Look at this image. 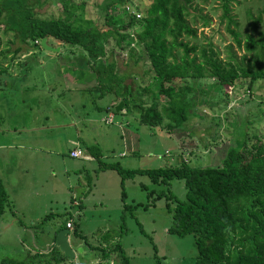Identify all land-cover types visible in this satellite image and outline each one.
<instances>
[{"label": "rangeland", "instance_id": "1", "mask_svg": "<svg viewBox=\"0 0 264 264\" xmlns=\"http://www.w3.org/2000/svg\"><path fill=\"white\" fill-rule=\"evenodd\" d=\"M31 1L34 2L36 14L41 17L63 15L67 5L75 12L73 19L76 25H108L101 9L104 0ZM130 1V7L140 11L152 0ZM224 2L225 0H192L188 7L187 20L196 28V36L183 38L198 44L210 40L221 58L232 57L233 60L239 61L244 47L237 45L229 27L237 30L241 38L245 37L246 32H253L255 36L258 31L264 32V0H228L229 14L237 21L236 26L228 25V19L223 14ZM123 17H127L126 13ZM254 24L255 30L252 29ZM47 43L58 46L59 51H63L61 56L64 59L58 52L38 43H32L30 40L22 43L12 31H6L4 26L0 25V64H6L3 66L12 71L17 64L28 63L30 69L27 73L29 84H25L21 91L16 89L15 93L14 89L9 88L10 85L0 81V127L5 128L4 133L0 134L2 143H11L13 134L7 129L16 126V123L17 126H23L24 123V126L28 127L67 123L71 118L74 120L76 116L84 117L87 113L95 117V120L89 122L88 117L83 118L85 124L89 125L87 128L81 125L82 133L88 141H94V145L99 146L98 149L102 152L100 163L118 160L126 167L153 168L173 166L185 160L195 166L219 165L226 148L241 144L243 138L249 143L259 136L264 141V78L254 82L251 98H247V86L241 85L244 83L243 78L227 90L218 86L214 77L204 76L194 82L187 79L186 82L191 88L187 90L185 99L191 102L192 107L190 116L182 127L169 128L166 118L160 124L152 126L140 123L136 111L122 114L120 111L123 109L118 112L114 110L115 107L113 109L112 104L109 110L114 112V122L105 123L100 119V115L106 111L101 107L95 110L93 106H104L112 99L118 103L120 100L117 99L116 93L111 89L103 91L105 88L99 87V84L97 88L65 84L59 72H70L65 66L71 64L68 60L73 55L67 53H70L71 48L77 47L64 45L52 38H48ZM46 53L52 58L45 57ZM107 53L108 60L111 61L112 56L116 68L125 75V81L132 84L133 99L141 101L144 106L149 105L152 91L146 86L151 84L153 78L146 71L148 61L138 55L130 57L127 48L114 46L112 37L107 43ZM109 76L111 77L110 74ZM15 97L18 98L19 105L16 110L12 103ZM163 98L164 95L157 93L156 99L159 102H163ZM15 118H19L18 121ZM119 120L123 122L125 147L127 145L128 151L122 156L118 154V150L124 147L117 124ZM124 121H128V124ZM76 129L77 127L65 124L34 130L33 135L41 138L42 143L52 150L36 153L35 159L39 163L30 170L31 173L35 171V174L30 175L27 172L30 183L18 190L17 194L25 198L23 201L26 205L23 210L15 212V217L25 222L29 219H37L40 222L31 225V229L14 225L9 230H0V264H8L3 262V256L13 259L26 257L24 244L31 247L40 241L52 239L54 225H57V229L67 220L64 208L72 195L69 184L78 183L79 176L86 184L74 188L75 192L83 191L85 204L82 213L74 217L79 235L76 239L78 242L87 246L97 244L105 248H112L119 243L123 254L127 256L126 264H197V247L193 234L179 235L168 229L172 223V207L175 202L167 196L172 194L178 199H184V179L172 178L167 186L152 182L145 173H138L134 177H126L122 185L121 176L115 168L102 169L97 160L82 161L68 155V148L72 144L67 139L76 135ZM130 130L135 133L132 142L129 141V137L133 135L129 133ZM131 148L135 151L131 152ZM0 150L6 158L13 159L14 148L4 147ZM63 161L68 165L77 162L83 166L81 175H77L73 170H66ZM7 168L9 175H12L11 164L7 165L5 170ZM122 189L126 192L125 198L121 196ZM151 189L153 193H150ZM8 191L12 197L17 190L14 187L13 192ZM26 192L29 196L25 195ZM11 202L14 203L13 200ZM124 203L129 206L123 208ZM10 207L12 208L11 205ZM5 211V216H8L9 208ZM50 212L53 213L49 214ZM105 233L111 235V240H108L106 245H100L104 241ZM236 236L231 233V237ZM234 246L236 242L232 240L230 247ZM116 252L111 251L109 254V264H121L122 257ZM94 253L100 256L101 251L95 249ZM107 261H100L99 264H107ZM63 263L74 264L68 260ZM52 264L57 263L53 261Z\"/></svg>", "mask_w": 264, "mask_h": 264}, {"label": "trees", "instance_id": "2", "mask_svg": "<svg viewBox=\"0 0 264 264\" xmlns=\"http://www.w3.org/2000/svg\"><path fill=\"white\" fill-rule=\"evenodd\" d=\"M191 1L152 0L144 9H134L140 13L136 16L135 11L127 12L124 7L131 5L130 0H104L101 9L107 27L98 24L83 27L74 23L75 12L67 5L63 15L41 17L36 14L31 0H0V25L12 31L22 43L30 40L41 46L40 39L46 37L77 47L81 58L97 73L99 87H104L103 91H114L117 99L123 101L125 112L136 111L138 121L150 126L166 118L169 128L182 127L192 107L185 99L191 88L187 79L194 82L204 76L214 77L218 86L227 90L243 78L241 85L247 86V98H251L254 82L264 78V32L258 31L257 36L246 32L241 38L237 30L228 26L237 45L244 47V53L239 61L232 57L223 59L210 40L198 44L183 38L196 36V28L187 20ZM223 5L228 25L236 26L237 21L229 14L228 0ZM255 27L254 24L252 29ZM111 37L114 46L127 48L130 57L138 55L148 61L146 71L153 78L146 86L152 91L149 105L133 99L132 84L125 81L122 72L115 70V60H108L107 43ZM157 93L164 95L163 102L156 99ZM103 164L117 170L122 185L126 177L138 173H145L152 182L167 186L172 178L184 179L185 198L167 196L175 202L168 229L179 235L193 234L197 264H264V141L259 136L249 143L243 138L241 144L226 148L219 165L195 166L185 160L177 165L153 168L126 167L118 160ZM121 196H126L124 189ZM5 203L6 192L0 180V215ZM126 206L129 204L124 203L123 208ZM231 233L237 236L233 238ZM74 234H78L76 228ZM109 236L103 234L105 240ZM232 240L236 242L233 248L230 247ZM54 246L47 253L35 252L22 259L3 257L2 260L8 264H52L53 261L64 264L67 256L56 244ZM89 247L102 250L103 257L117 251L122 257L121 264L127 263L119 243L112 248L97 244Z\"/></svg>", "mask_w": 264, "mask_h": 264}, {"label": "crops", "instance_id": "3", "mask_svg": "<svg viewBox=\"0 0 264 264\" xmlns=\"http://www.w3.org/2000/svg\"><path fill=\"white\" fill-rule=\"evenodd\" d=\"M48 38H46L47 41ZM49 44V43H48ZM54 46V45H53ZM61 47V45H60ZM60 48L58 50H53L56 51V53H59V56L64 59L61 55L63 54V51H59ZM80 51V49L75 48V49H70V53L67 54H72L75 57H70L68 61H71V64L66 65V69H68L70 72H67L66 70L59 72L60 75L64 78L63 81H65V84L69 85L68 83H70V86L73 87H83L85 86L86 88H97V73L95 74L94 69H92L91 65L86 63L85 60H83L81 57H79L77 54V52ZM28 53V52H27ZM48 53L45 54L46 56H49L50 58H52ZM75 54V55H74ZM108 54V53H107ZM27 55V54H26ZM58 56V57H59ZM109 56V55H108ZM111 56V55H110ZM109 58V57H108ZM43 59L45 60V58L43 57ZM112 60H115L114 58L111 57ZM66 62V59H65ZM3 65L6 64H0L1 70H0V81L1 82H5V85H10L9 88L10 89H14L15 93H16V89H18V91H21L25 88V84H29V80L27 81L29 76L27 73L28 71H30L29 69V64L28 63H19V65L17 64V66H15L12 71L8 70L7 68H5ZM71 65V67H70ZM116 65V62H115ZM55 67L58 68V66L56 65ZM116 70H118L116 68ZM119 71V70H118ZM19 77V78H18ZM24 77V79H23ZM94 80V81H93ZM51 88V85L50 87ZM103 94V91L102 93ZM16 96V94H15ZM17 97H15V100L12 102L13 103V108H16L19 106L17 103ZM93 99V98H92ZM116 103V101L114 99H112V101L108 102L106 105L104 106H100V105H94V109L96 110L97 108L101 107L102 109H104V111H106V113L110 112V106L112 104V106ZM117 104V103H116ZM83 106V105H82ZM123 111H120L122 114L123 112H125V108H122ZM14 112V110H13ZM106 113H104L102 116L100 115V119L102 121H104L102 118L103 116L106 115ZM17 115H19L17 113ZM87 121H91V120H95V117H91V115L89 113L86 114V116H82V117H78L76 116V118L73 120L72 118L70 119V122L67 123H53V124H41V125H33V126H24V123H22L23 126H13L12 128H8L7 131L11 132L13 134V138L11 143H2L0 142V148H14L13 152V159L10 160L9 157L6 158V155L3 154V151L0 150V180L2 182V186L6 192V203H5V209L8 207L10 214L8 216H5L6 211L2 212L0 215V230H9L12 226L14 225H23V229H31V225H36L38 224L40 221L37 219H29L27 222L25 221H21L20 218L15 217V212L18 210H23L22 208L26 205L25 201H23L25 198L23 196H18V190L22 189L25 185H29V180L27 178V172L30 173V175L35 174V171H33L31 173V169L34 166H37V164L39 163L37 161V159H35V155L36 153H40V152H45V151H51L52 149H50L49 147H46L43 143H42V139L39 138L36 135H33V133L35 132L34 130H36L37 128L40 129V127H43L44 129L46 128H50L52 126H62V125H72L75 128L77 127V131H76V135L75 136H69L68 137V141L71 142V146L68 148V155L71 156L69 154V151L72 147L74 146H78L83 148L86 157L83 156H71L73 158H80L82 161L83 160H97L99 162V166L100 168L104 169L106 166H103V162L100 163V157L102 156V152L99 151L98 147L99 146H95L94 141H88L83 133H82V127L81 125H85V128L88 127V123L85 124V121L83 120V118H87ZM17 118V117H16ZM15 118V119H16ZM19 119V118H18ZM18 119H16V121H18ZM105 122V121H104ZM114 122V120H113ZM125 123L128 124V121H124ZM82 123V124H81ZM105 123H110V122H105ZM118 126L120 127V137H121V141L123 142V145L125 147L126 144V138H125V131L123 129V122L121 120H119L117 122ZM5 128L4 127H0V134L4 133ZM129 133H132L133 135L131 136V138L129 137V141L132 142L134 141L133 136H134V132H132L130 130ZM132 140V141H131ZM123 149L118 150V154L120 156L122 155H126L128 153L126 147ZM135 149L131 148V152H134ZM11 164L12 167V175H9V169L7 168L5 170V167H7V165ZM63 165L64 168L66 170H73L75 171V173L78 175H81L82 170H83V166H80V164H78L77 162H73V164H67V162L63 161ZM80 176L78 178V183L74 184V183H70L69 186L70 188H72L71 192L72 195L70 196L69 200H68V204L67 206L64 208L65 211V215L67 217V219H71L72 223H73V228L69 229V242L75 248H73L74 250V257L72 259L67 258L65 260L71 261V263L74 264H83L84 262L88 263V264H99L100 261H107L108 259H110V255H108L107 257H103L101 254L100 256L97 255V253L95 252V249H92L89 247V245H85L82 244L81 242H78L77 239V234H74L75 231V220L74 217L75 215H80L82 213V210L84 208V201H83V194H82V190H79L78 192L74 191V188H80L83 185H85V181L83 179L80 180ZM80 180V182H79ZM14 187H16L15 191L16 193L14 195H12V197L10 196V191L13 192ZM8 191V192H7ZM26 196H29V194L26 192L25 193ZM32 197V196H30ZM14 201V203H12L11 201ZM77 201L78 203H74V201ZM10 205L12 206V208L10 207ZM20 208V209H19ZM52 208V207H50ZM4 209V210H5ZM53 212H50L49 214H52ZM46 214V213H45ZM67 221V220H66ZM57 225H54V235L52 237L51 240L46 241V242H39L36 243L35 246H29L24 244L23 247L26 250V255H32L35 252H43V253H47L50 252L55 246V236L57 231L63 227L62 225H59V227L56 228ZM77 230V228H76ZM79 238V237H78ZM108 240H111V235L109 236V239L107 238L106 240L104 239L103 243H101L100 245H106V242H108ZM23 244V243H22ZM104 247L105 246H101ZM92 250V251H91ZM78 253H77V252ZM102 251V250H101ZM5 257V256H3ZM100 259V260H99ZM110 261H107V264H109ZM104 264V262L102 263Z\"/></svg>", "mask_w": 264, "mask_h": 264}, {"label": "water", "instance_id": "4", "mask_svg": "<svg viewBox=\"0 0 264 264\" xmlns=\"http://www.w3.org/2000/svg\"><path fill=\"white\" fill-rule=\"evenodd\" d=\"M41 46L52 49V50H58V46H53L47 43L46 37H42L40 39ZM123 106V101L120 100L116 105L115 109L120 110ZM69 228L67 226L61 227L55 236V244L58 246V248L66 255L68 258L72 259L74 257V250L72 248V245L69 242Z\"/></svg>", "mask_w": 264, "mask_h": 264}, {"label": "built area", "instance_id": "5", "mask_svg": "<svg viewBox=\"0 0 264 264\" xmlns=\"http://www.w3.org/2000/svg\"><path fill=\"white\" fill-rule=\"evenodd\" d=\"M131 5H129V4H127V5H125L124 7H125V9L127 10V12H133V11H135L134 9V7H130ZM136 12V16H139L140 15V13H139V11L137 12V11H135ZM37 41V40H36ZM114 118V112H112V111H110V112H108V113H106V115L105 116H103V120L105 121V122H113V119ZM69 154L71 155V156H83V157H86V154H85V152H84V150H83V148H81V147H78V146H74V147H72L71 149H70V151H69ZM74 203L76 204V203H78L76 200L74 201ZM66 226L69 228V229H72L73 228V223H72V220L71 219H67V221H66Z\"/></svg>", "mask_w": 264, "mask_h": 264}]
</instances>
